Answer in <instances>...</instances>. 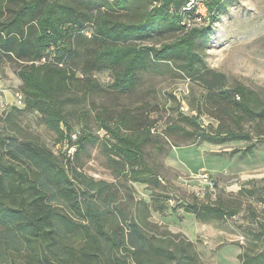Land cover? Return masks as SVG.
<instances>
[{"label":"rangeland","instance_id":"1","mask_svg":"<svg viewBox=\"0 0 264 264\" xmlns=\"http://www.w3.org/2000/svg\"><path fill=\"white\" fill-rule=\"evenodd\" d=\"M151 1L127 0V10L113 12L126 21H141ZM204 1L193 6L201 17L198 25L209 28L196 41L201 75L188 76L182 67L186 55L179 52L171 62L140 70L133 89L116 90L103 84L112 71L84 72L85 51L96 44L77 34L71 65L79 76L63 95L64 127L83 141L77 150L59 143L43 114L28 110L18 75L21 62L0 58V143L6 147L17 138L43 144L71 178L78 171L82 181L109 186L110 196L102 199L111 214L122 210L129 218L148 221L157 237L192 242L203 264H264V119L242 117L231 99L218 96L245 86L264 107V0H224L212 21ZM175 21L153 20L148 25L153 40L139 43H174L183 35ZM212 72L220 77L217 82ZM86 79L94 83L88 91ZM17 92L24 105L12 112ZM118 127L121 137L140 139L136 159L128 163L116 154L122 143L110 131ZM88 197L103 206L91 191ZM55 204L73 215L61 200ZM202 204L210 206L204 220L192 212ZM68 237V245L82 247L78 233ZM4 258L2 264H29L28 247L9 249Z\"/></svg>","mask_w":264,"mask_h":264},{"label":"trees","instance_id":"2","mask_svg":"<svg viewBox=\"0 0 264 264\" xmlns=\"http://www.w3.org/2000/svg\"><path fill=\"white\" fill-rule=\"evenodd\" d=\"M126 2L0 0V58L8 56L21 62L18 75L24 83L28 110L43 114L45 124L58 134L59 143L67 142L68 147L76 150L83 141L76 140L78 137L69 125L64 127L63 95L79 76L71 65L77 56L78 36L96 44L85 51L84 72L112 71L110 82L103 84L111 83L116 90L133 89L140 70L149 69L154 63L171 62L172 56L179 52L186 55L182 67L188 76L202 73L196 67L200 56L195 47L197 39L209 28L198 25L197 19L201 17L192 0H152V8L137 22L123 20L119 13L113 12L116 7L127 10ZM205 4L211 21L225 7L224 0H206ZM167 17L176 20L177 30L181 29L183 35L174 43L142 46L139 42L154 38L148 25ZM211 74L217 82L220 77ZM86 81L88 91L94 83ZM218 96L231 99L242 117L264 119V107L258 105L247 87L237 86L232 95L221 92ZM18 110L13 107L12 112ZM119 128L110 132L122 143L116 146V154L128 163L136 159L140 139L121 137ZM4 144L2 140L0 264L9 249L19 250L21 246L28 247L29 264H203L192 242L176 241V236L157 237L149 232L148 221L129 218L122 210L111 214L104 203L105 196H110L109 186L92 179L82 181L78 171L71 178L60 165L59 157L43 144L17 138L6 147ZM141 167L136 180L144 172L145 167ZM90 191L103 206L89 199ZM57 200L73 215L56 205ZM209 207L195 206L192 212L204 220ZM74 233L83 240L81 248L66 243L68 235Z\"/></svg>","mask_w":264,"mask_h":264},{"label":"built area","instance_id":"3","mask_svg":"<svg viewBox=\"0 0 264 264\" xmlns=\"http://www.w3.org/2000/svg\"><path fill=\"white\" fill-rule=\"evenodd\" d=\"M206 1V0H205ZM204 1V2H205ZM196 2V0H192V4L193 3H195ZM191 7V4L189 5V8ZM110 82V77L108 78V80H107V82H105V83H109ZM24 105V96H23V94L22 93H19V92H17L16 93V104L14 105V106H16V107H21V106H23ZM5 107V106H4ZM204 178L207 180V178H208V176H207V174H205L204 175ZM213 184V183H212Z\"/></svg>","mask_w":264,"mask_h":264}]
</instances>
